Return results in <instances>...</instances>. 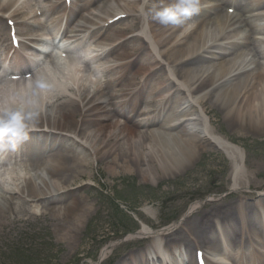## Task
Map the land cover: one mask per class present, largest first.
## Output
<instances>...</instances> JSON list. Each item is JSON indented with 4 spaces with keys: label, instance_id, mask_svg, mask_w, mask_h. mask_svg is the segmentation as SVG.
<instances>
[{
    "label": "bare ground",
    "instance_id": "obj_1",
    "mask_svg": "<svg viewBox=\"0 0 264 264\" xmlns=\"http://www.w3.org/2000/svg\"><path fill=\"white\" fill-rule=\"evenodd\" d=\"M82 1L91 16H81L75 25V37L87 34L96 37L91 39L98 45L99 52L116 64L111 68L115 74V70L124 72L123 60H128L131 54L139 56L128 52L129 41L144 46L147 62L143 60L134 73L143 76L147 73L146 66L152 67L147 81L150 85L146 84L147 94L153 99L157 93L162 103L158 111L159 118L164 117L161 129L137 132L121 123L111 113L110 98L118 99V96L108 97L97 86L83 87L90 77L81 67L70 70L65 81L58 64L61 59L52 62L51 68L39 73L62 83V88L40 100L41 115L31 136L45 142L50 140L52 147L62 150L43 162L38 157L31 171L26 170L27 177L9 174L6 179L2 178L5 185L0 184V224L12 214L9 200L19 196L18 212L26 211L30 204L33 215H49L58 220L61 240H72L94 212L88 203L89 196L78 194L86 190L89 183L78 182L86 173L91 180L92 160L98 156L106 160L111 176L118 174L117 167H122L124 173L137 169L141 180L146 182L182 173L193 166L202 153L216 150L229 160L230 194L251 190L253 184L263 186V181H256L254 173L248 169L244 148L214 125L205 105L220 108L230 124L233 122V128L242 129L239 135L256 132L255 135L264 136V42L256 37L251 39L238 23L223 13L206 21L192 18L184 28L163 26L146 20L139 13L141 4L153 9L160 4L167 6L172 0H109L95 16L90 12L89 0ZM211 7L212 0H201L198 15L208 14ZM29 12L26 1L0 0V13L11 17L18 27L25 25ZM148 15L150 17L151 12ZM129 19L132 22L124 31L112 29L113 25H123ZM251 41H256L260 54L255 56L250 49H240ZM51 71L54 73H49ZM34 78L8 84L23 86ZM68 82L80 87H69ZM23 91L26 93L27 89ZM5 92L6 88L0 91V100ZM15 102L22 103L19 98ZM263 196L264 192L252 203L242 197L234 202L232 199L221 201L194 219V212L201 205L197 202L191 205L185 217L163 232L142 222V228L129 235L128 240L150 237L147 248H155L154 255L148 258L145 250L137 253L138 256L131 254L128 261L119 264H161L163 259L169 264H196L199 252L207 254L219 249L232 256L239 251L244 260L246 252L264 248ZM248 210L255 213L252 219ZM216 213L221 214L218 222L210 218L203 221V217ZM236 215H240L238 224ZM121 242L110 243L101 257L107 256ZM197 250L194 263L192 255ZM206 264L213 263L207 261Z\"/></svg>",
    "mask_w": 264,
    "mask_h": 264
},
{
    "label": "rangeland",
    "instance_id": "obj_2",
    "mask_svg": "<svg viewBox=\"0 0 264 264\" xmlns=\"http://www.w3.org/2000/svg\"><path fill=\"white\" fill-rule=\"evenodd\" d=\"M131 22L132 19H129L123 25L115 24L113 29L124 31ZM127 50L139 55L131 54V61L123 62L128 65L127 71L132 77V63L135 67L142 64L145 51L140 42L133 41L128 42ZM157 74L161 76L159 71ZM135 78L126 86L130 90L142 86V77ZM205 107L214 125L244 148L246 165L254 173L256 181H263V186L253 184L251 190L230 194L229 160L224 153L216 150L202 153L193 166L182 173L146 182L141 180L137 169L124 173L122 167H117L118 174L111 176L106 160L98 156L92 160L91 180L86 173L78 182L89 183L88 188L78 194L89 196L88 203L94 210L80 233L72 240H61L62 230L57 228L58 220L49 215H33L30 204L26 211L18 212L21 199L14 196L13 200H9L12 214L0 224V264H119L132 252H141L146 248L144 240H137L138 237L126 239L142 228V222L154 229L161 228L185 217L191 205L206 200L202 204L205 207L202 209L200 205L194 212V219L221 201L232 199L234 202L242 197L253 202L258 193L264 192V136L255 135L256 132L239 135L242 129L233 128V122L230 124L220 108L211 104ZM151 108H158L157 103H151ZM203 218L206 222L208 215ZM117 241L123 242L101 259L103 249Z\"/></svg>",
    "mask_w": 264,
    "mask_h": 264
},
{
    "label": "clouds",
    "instance_id": "obj_3",
    "mask_svg": "<svg viewBox=\"0 0 264 264\" xmlns=\"http://www.w3.org/2000/svg\"><path fill=\"white\" fill-rule=\"evenodd\" d=\"M200 11L201 0H172L167 6L160 4L153 9H146L143 4L139 7L141 17L146 20L150 19L163 26L177 28L187 26L189 21ZM149 12H151L150 17ZM53 54L61 57L58 64L65 81L70 70L82 67L88 59V55L85 53L74 54L70 59L63 53L53 51ZM94 81L95 77H92L82 86L93 88ZM67 86L80 87V85L71 82H68ZM4 87L6 92L0 100V153L16 152L24 142L30 139L31 133L37 128V122L41 115L40 100L61 90L62 83L37 72L35 78L26 85L8 84ZM25 88L27 89L26 93L23 91ZM17 98L22 103L17 104L15 102Z\"/></svg>",
    "mask_w": 264,
    "mask_h": 264
}]
</instances>
